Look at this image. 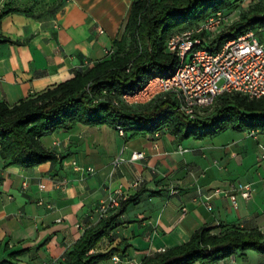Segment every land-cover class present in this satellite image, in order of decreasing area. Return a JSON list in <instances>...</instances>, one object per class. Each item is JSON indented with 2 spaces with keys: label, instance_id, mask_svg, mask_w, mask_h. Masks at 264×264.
Returning a JSON list of instances; mask_svg holds the SVG:
<instances>
[{
  "label": "crops",
  "instance_id": "0c3cea01",
  "mask_svg": "<svg viewBox=\"0 0 264 264\" xmlns=\"http://www.w3.org/2000/svg\"><path fill=\"white\" fill-rule=\"evenodd\" d=\"M133 1L0 0V10H17L0 19V103L15 105L108 59ZM155 133L125 140L108 126L77 124L40 138L54 165L22 169L0 156V263H64L109 197L136 201L98 247L126 246L124 256L97 264H139L202 227L264 232V131L182 141ZM133 152L143 159L131 162ZM208 264H264V255Z\"/></svg>",
  "mask_w": 264,
  "mask_h": 264
},
{
  "label": "trees",
  "instance_id": "16d2710c",
  "mask_svg": "<svg viewBox=\"0 0 264 264\" xmlns=\"http://www.w3.org/2000/svg\"><path fill=\"white\" fill-rule=\"evenodd\" d=\"M239 0H134L115 52L86 71L50 87L42 93L8 106L0 103V156L7 165L32 169L56 158L40 144V138L57 131L67 132L80 124L108 126L120 130L124 139L166 130L179 141L211 138L230 129L236 132L264 131V96L248 100L222 95L212 112L199 120H188L176 112L171 97H157L145 105L131 106L122 96L134 95L149 81L166 77L176 67L174 55L165 43L175 29L193 26ZM15 9L0 10V19ZM264 6H253L239 15L229 30L221 32L205 48L212 52L228 41L252 31L261 40ZM128 135V136H127ZM136 197L122 201L96 225L85 229L69 248L62 264H97L114 255L124 256L126 246L98 252L101 241L109 239L126 207ZM202 227L188 242L143 258L139 264H208L247 251L264 255V232L232 228L213 233ZM7 264V263H0Z\"/></svg>",
  "mask_w": 264,
  "mask_h": 264
},
{
  "label": "built area",
  "instance_id": "2783aa9c",
  "mask_svg": "<svg viewBox=\"0 0 264 264\" xmlns=\"http://www.w3.org/2000/svg\"><path fill=\"white\" fill-rule=\"evenodd\" d=\"M227 23L228 18L217 12L191 29L171 35L165 51L176 57L174 70L166 77L149 81L138 93L122 96V100L128 105H138L168 96L174 100L178 114L194 121L208 116L222 95H238L248 100L263 97L264 41L254 32L248 31L212 52L205 48L214 43ZM260 31L264 33V29ZM142 159L140 152L130 156L131 162ZM240 191L242 198H248L249 186L241 187ZM119 204L118 198L109 197L98 205L97 211L103 219Z\"/></svg>",
  "mask_w": 264,
  "mask_h": 264
},
{
  "label": "rangeland",
  "instance_id": "374dc122",
  "mask_svg": "<svg viewBox=\"0 0 264 264\" xmlns=\"http://www.w3.org/2000/svg\"><path fill=\"white\" fill-rule=\"evenodd\" d=\"M255 5H258L260 7L264 6V0H239L236 3L232 4L229 9L222 11V14L228 18V23H227L228 25H225L223 31L229 30L231 26L238 21L239 15L241 13L246 12L248 9L252 8ZM194 26L196 25L183 26L179 29H175L171 34L172 35L179 34L181 32L191 29ZM138 105H145V104H138ZM131 106H135V105H131Z\"/></svg>",
  "mask_w": 264,
  "mask_h": 264
}]
</instances>
